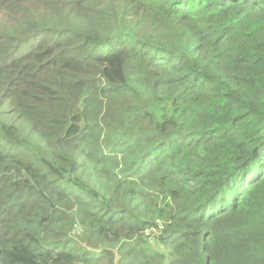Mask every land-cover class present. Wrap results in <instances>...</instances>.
<instances>
[{
    "label": "trees",
    "instance_id": "1",
    "mask_svg": "<svg viewBox=\"0 0 264 264\" xmlns=\"http://www.w3.org/2000/svg\"><path fill=\"white\" fill-rule=\"evenodd\" d=\"M0 264H264V0H0Z\"/></svg>",
    "mask_w": 264,
    "mask_h": 264
},
{
    "label": "rangeland",
    "instance_id": "2",
    "mask_svg": "<svg viewBox=\"0 0 264 264\" xmlns=\"http://www.w3.org/2000/svg\"><path fill=\"white\" fill-rule=\"evenodd\" d=\"M171 198H169L168 200H165V197L162 198V201L160 202V206L163 207L164 203L170 202Z\"/></svg>",
    "mask_w": 264,
    "mask_h": 264
}]
</instances>
